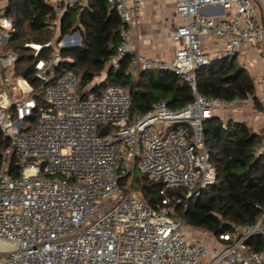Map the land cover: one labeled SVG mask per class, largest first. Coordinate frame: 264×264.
Listing matches in <instances>:
<instances>
[{
    "label": "built area",
    "instance_id": "2783aa9c",
    "mask_svg": "<svg viewBox=\"0 0 264 264\" xmlns=\"http://www.w3.org/2000/svg\"><path fill=\"white\" fill-rule=\"evenodd\" d=\"M8 1L0 0V130L9 141L0 160V264H264V206L256 222L218 235L177 215L178 204L186 208L216 181L205 122L252 101L202 95L197 78L202 68L234 60L241 47L264 43L255 1L173 0L176 50L166 58L133 48L144 0H108L121 19L109 66L130 55L129 72L172 70L193 93L182 107L161 99L135 113L125 87L102 85L105 72L85 87L72 69L56 73L62 50L82 43L79 30H59L64 11L82 0H44L54 5L55 32L44 44L25 43L36 56L51 47L35 61V81L17 73L18 55L7 47L14 31ZM205 37L221 45L207 50ZM12 150L20 157L16 176L8 168ZM254 152L264 154V143ZM137 169L160 183L157 208L133 192Z\"/></svg>",
    "mask_w": 264,
    "mask_h": 264
},
{
    "label": "trees",
    "instance_id": "16d2710c",
    "mask_svg": "<svg viewBox=\"0 0 264 264\" xmlns=\"http://www.w3.org/2000/svg\"><path fill=\"white\" fill-rule=\"evenodd\" d=\"M6 12L14 25L7 47L18 55L17 73L35 81V61L49 56L51 47L43 48L36 56L25 43L44 44L52 38L55 30L49 25L55 17L54 5L44 0H9ZM59 30L62 35L79 30L82 43L62 50L64 60L56 66L57 74L72 69L80 75L81 85L85 87L105 72L102 85L118 84L130 92L132 113L148 111L161 99L168 100L173 108L192 100L190 84L172 70L151 69L136 77L129 72L130 55L120 60L119 68L109 66L120 44L121 19L108 0H88L86 5L64 11ZM235 62L236 59L202 68L197 78L199 92L227 99L236 95L251 97L254 108L263 110L256 82ZM204 129L216 181L198 198L189 200L186 208L178 204L177 215L198 230L218 235L234 223H254L262 215L259 206H264V154L258 156L254 149L264 142L247 122L225 119L219 114L207 119ZM8 146L9 141L0 130V160L1 152ZM19 161L20 157L12 150L8 154V168L14 176L18 174ZM160 187V183L147 175L135 174L132 188L140 190L142 200L149 206L157 208L162 203ZM177 193L183 196L184 191Z\"/></svg>",
    "mask_w": 264,
    "mask_h": 264
},
{
    "label": "crops",
    "instance_id": "0c3cea01",
    "mask_svg": "<svg viewBox=\"0 0 264 264\" xmlns=\"http://www.w3.org/2000/svg\"><path fill=\"white\" fill-rule=\"evenodd\" d=\"M87 1L82 0L81 5H86ZM144 3V12L138 18L134 33L133 48L135 51L141 53L162 55L169 58L176 50V44L170 37V31L179 21L174 13L173 0H144ZM220 45L221 43L215 38H204V46L207 50L211 51ZM259 46L264 47V43ZM258 48V46H243L240 48L236 58H241L244 54L255 52ZM256 62L258 63L259 70L255 81L257 94L264 104V57L259 58ZM263 111L264 109L261 111L256 110L252 101H250L246 104L221 109L218 111V114L221 116L222 113L225 114L227 119L254 121L256 125L255 130H258V128L263 129L262 126H264ZM258 132L261 134L260 131Z\"/></svg>",
    "mask_w": 264,
    "mask_h": 264
},
{
    "label": "rangeland",
    "instance_id": "374dc122",
    "mask_svg": "<svg viewBox=\"0 0 264 264\" xmlns=\"http://www.w3.org/2000/svg\"><path fill=\"white\" fill-rule=\"evenodd\" d=\"M260 2L263 3V0H260ZM258 47L259 48L255 52L244 54L243 57H241V58H236V62H235L236 65L239 66L240 68H242V70H244L245 73L249 74L254 79V81H256L257 74L259 72L258 63L256 61L259 58L264 57V47L263 46H258ZM252 64H254V65H252ZM263 69H264V67H263ZM133 74L136 77L139 75V73H136V72H134ZM222 117L227 119L226 118L227 116L223 113H222ZM245 122L248 123V125L251 127V129L254 132H256L262 138V141L264 142V126H262L263 129L258 128V130L257 129L255 130L256 125H255L254 121L251 122L250 120H245ZM258 131H260L261 134H259ZM136 175L139 177L144 176V174L141 172L140 169L136 170ZM133 192H135V194L138 195L139 197H142L139 189L135 188ZM193 199H195V198H193ZM199 231H201V230L199 229Z\"/></svg>",
    "mask_w": 264,
    "mask_h": 264
},
{
    "label": "water",
    "instance_id": "95a60500",
    "mask_svg": "<svg viewBox=\"0 0 264 264\" xmlns=\"http://www.w3.org/2000/svg\"><path fill=\"white\" fill-rule=\"evenodd\" d=\"M255 3H256V6L258 8V12L260 14V21H261V24L262 26L264 27V11H263V6L260 2V0H254ZM83 13V9L80 11V15ZM109 130V126H104L102 129H101V133L102 134H105L107 131Z\"/></svg>",
    "mask_w": 264,
    "mask_h": 264
}]
</instances>
